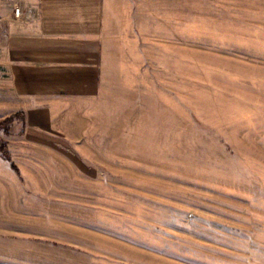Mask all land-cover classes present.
I'll list each match as a JSON object with an SVG mask.
<instances>
[{"label": "rangeland", "instance_id": "obj_1", "mask_svg": "<svg viewBox=\"0 0 264 264\" xmlns=\"http://www.w3.org/2000/svg\"><path fill=\"white\" fill-rule=\"evenodd\" d=\"M11 2L0 264H264V0H112L131 51L51 90L2 67Z\"/></svg>", "mask_w": 264, "mask_h": 264}, {"label": "crops", "instance_id": "obj_2", "mask_svg": "<svg viewBox=\"0 0 264 264\" xmlns=\"http://www.w3.org/2000/svg\"><path fill=\"white\" fill-rule=\"evenodd\" d=\"M11 1L3 19L1 64L17 88H94L104 52L131 51L121 45L123 27L110 17L112 0ZM18 8L35 15L16 18ZM6 247L7 241L0 242Z\"/></svg>", "mask_w": 264, "mask_h": 264}, {"label": "trees", "instance_id": "obj_3", "mask_svg": "<svg viewBox=\"0 0 264 264\" xmlns=\"http://www.w3.org/2000/svg\"><path fill=\"white\" fill-rule=\"evenodd\" d=\"M1 150H2V152L4 153L5 157L7 158V155H6V147H5V146H1ZM7 159H8V158H7ZM8 160H9V159H8ZM12 167H13V169H16V168H15V165H13Z\"/></svg>", "mask_w": 264, "mask_h": 264}, {"label": "built area", "instance_id": "obj_4", "mask_svg": "<svg viewBox=\"0 0 264 264\" xmlns=\"http://www.w3.org/2000/svg\"><path fill=\"white\" fill-rule=\"evenodd\" d=\"M21 15H22L21 9L18 8V9L16 10V16L20 17Z\"/></svg>", "mask_w": 264, "mask_h": 264}]
</instances>
